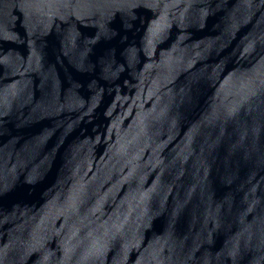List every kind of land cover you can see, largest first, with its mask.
Listing matches in <instances>:
<instances>
[{"label":"water","instance_id":"95a60500","mask_svg":"<svg viewBox=\"0 0 264 264\" xmlns=\"http://www.w3.org/2000/svg\"><path fill=\"white\" fill-rule=\"evenodd\" d=\"M0 264H264V0H0Z\"/></svg>","mask_w":264,"mask_h":264}]
</instances>
